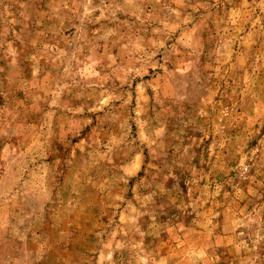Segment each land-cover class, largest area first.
Segmentation results:
<instances>
[{"label": "rangeland", "instance_id": "rangeland-1", "mask_svg": "<svg viewBox=\"0 0 264 264\" xmlns=\"http://www.w3.org/2000/svg\"><path fill=\"white\" fill-rule=\"evenodd\" d=\"M0 264H264V0H0Z\"/></svg>", "mask_w": 264, "mask_h": 264}]
</instances>
